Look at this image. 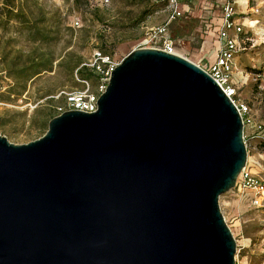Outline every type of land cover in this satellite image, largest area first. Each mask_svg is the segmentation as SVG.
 I'll use <instances>...</instances> for the list:
<instances>
[{
  "label": "water",
  "instance_id": "95a60500",
  "mask_svg": "<svg viewBox=\"0 0 264 264\" xmlns=\"http://www.w3.org/2000/svg\"><path fill=\"white\" fill-rule=\"evenodd\" d=\"M247 164L240 115L193 62L128 53L94 113L0 134V264H235L219 206Z\"/></svg>",
  "mask_w": 264,
  "mask_h": 264
},
{
  "label": "rangeland",
  "instance_id": "374dc122",
  "mask_svg": "<svg viewBox=\"0 0 264 264\" xmlns=\"http://www.w3.org/2000/svg\"><path fill=\"white\" fill-rule=\"evenodd\" d=\"M35 0H27L26 13H32L31 21L39 23L40 14L33 6ZM37 0L46 11L45 26L52 27L57 37L48 44H33L27 40L24 26L17 21L0 23V134L9 142L22 145L44 134L36 128L38 111L65 106V98L52 100L60 91L83 90L87 86L76 75H69L66 63L80 58L88 63L99 47V35H105L109 56L113 64H119L133 49H137L149 30L165 23L168 10L163 3H146L141 0ZM14 12L19 13V0H15ZM196 6V5H195ZM251 6L259 13H249L250 28H245L246 50L236 56L232 84L233 100L247 104L254 123L261 128H244L247 151V168L257 178L264 180V0H251ZM3 0H0V11ZM28 9H31L29 12ZM147 15L143 18L144 12ZM195 12V11H194ZM197 14V12H195ZM143 18V19H142ZM79 26H74L75 21ZM256 23L254 24V22ZM56 30V31H55ZM197 16L180 17L170 24L172 35L179 37L176 52L197 64V48L208 30L202 31ZM193 34V42L187 37ZM51 54L55 61L50 72L44 71L34 77L22 95L11 94L13 80L2 64V58L14 59L26 65L35 53ZM100 52V51H99ZM89 89L95 92L99 81H89ZM264 195V194H263ZM251 194H239L236 190L219 199L221 212L236 240L235 264H264V198L261 207L251 204Z\"/></svg>",
  "mask_w": 264,
  "mask_h": 264
},
{
  "label": "built area",
  "instance_id": "2783aa9c",
  "mask_svg": "<svg viewBox=\"0 0 264 264\" xmlns=\"http://www.w3.org/2000/svg\"><path fill=\"white\" fill-rule=\"evenodd\" d=\"M147 1L150 3H163L168 10V17L164 24L149 30L146 39L141 42L138 48L159 49L178 55L176 46L179 45L180 40L172 38L169 35L168 28L173 21L182 17L183 12L180 5L190 2V0ZM104 2H107V0ZM219 8L221 11V23L217 31L219 46L216 50L215 59L209 65H196L204 70L231 99L240 115L243 130L244 128H256V130H259L261 127L254 123L250 115V107L247 104L236 103L233 100L235 89L231 81L234 71V60L236 56L246 50V42L251 41L249 38L244 39L245 28H250L251 26L248 23V14L259 13V8L256 6L252 7L251 0H219ZM74 26L78 27L79 21L76 20ZM82 65L92 68L96 72L99 79L97 90L91 92L88 87L89 84L86 81H82L87 86L85 89L58 93L55 98L63 96L65 98V106L56 109V116L71 110L84 113L96 112L98 98L104 93L111 73L118 64H113L108 56H104L99 51H96L93 53L91 60ZM233 190H236L241 195L246 193L251 194V204L261 207L264 198V180L253 175L247 166L239 174Z\"/></svg>",
  "mask_w": 264,
  "mask_h": 264
},
{
  "label": "trees",
  "instance_id": "16d2710c",
  "mask_svg": "<svg viewBox=\"0 0 264 264\" xmlns=\"http://www.w3.org/2000/svg\"><path fill=\"white\" fill-rule=\"evenodd\" d=\"M146 3L151 4L147 0ZM80 0H74V4H78ZM15 0H3V7L0 11V23L8 24L11 21L20 22L24 26L26 31L27 40L33 44H48L57 37L52 35V27L45 26L46 20V11L44 6L38 4L37 0L33 2V6L38 13L40 14L39 23L31 21L32 13L24 12L27 7V0H19V13L14 12ZM31 12V9H28ZM147 11L144 12L143 18L147 15ZM142 18V19H143ZM56 31V30H55ZM99 47L98 50L104 56H110L111 50L107 46V41L105 35H99ZM35 53V52H34ZM8 55V54H7ZM7 55H4L2 58V64L7 70L8 76L13 80V84L9 88L11 94L22 95L26 90L28 83L37 75L41 74L44 71L50 72L52 70L53 62L55 61L54 57L51 54H39L35 53V56H32L26 63V65H19L14 59H7ZM66 67L69 75H76V78L81 81L95 80L98 81V76L94 69L82 65L80 58L70 59L66 63ZM63 91V90H62ZM60 91V92H62ZM59 92V93H60ZM57 95V94H56ZM55 95V96H56ZM55 96H50L48 99H55ZM56 116V111L53 107L39 110L37 121L35 122L36 128H38L43 134L47 130L48 122Z\"/></svg>",
  "mask_w": 264,
  "mask_h": 264
},
{
  "label": "crops",
  "instance_id": "0c3cea01",
  "mask_svg": "<svg viewBox=\"0 0 264 264\" xmlns=\"http://www.w3.org/2000/svg\"><path fill=\"white\" fill-rule=\"evenodd\" d=\"M180 7L183 12V18H190L192 15L197 16L199 23H201L202 31L208 30V33L205 34L204 39L197 48V64L209 65L214 61L216 50L219 46L217 41V31L221 23L219 0H190L188 3L181 4ZM168 32L172 38L181 40L179 37L172 35L170 25ZM192 36L193 34L191 33L186 40L195 44V39Z\"/></svg>",
  "mask_w": 264,
  "mask_h": 264
},
{
  "label": "bare ground",
  "instance_id": "6f19581e",
  "mask_svg": "<svg viewBox=\"0 0 264 264\" xmlns=\"http://www.w3.org/2000/svg\"><path fill=\"white\" fill-rule=\"evenodd\" d=\"M249 21H251V20L248 19V23H249Z\"/></svg>",
  "mask_w": 264,
  "mask_h": 264
}]
</instances>
